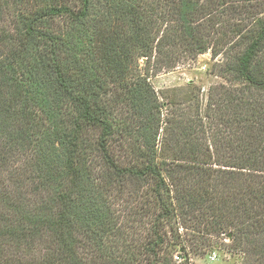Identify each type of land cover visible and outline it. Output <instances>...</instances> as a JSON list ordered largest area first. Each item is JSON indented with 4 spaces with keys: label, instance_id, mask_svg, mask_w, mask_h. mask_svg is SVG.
Here are the masks:
<instances>
[{
    "label": "trees",
    "instance_id": "1",
    "mask_svg": "<svg viewBox=\"0 0 264 264\" xmlns=\"http://www.w3.org/2000/svg\"><path fill=\"white\" fill-rule=\"evenodd\" d=\"M209 51L206 93L153 85ZM220 239L264 259V0H0V264Z\"/></svg>",
    "mask_w": 264,
    "mask_h": 264
},
{
    "label": "rangeland",
    "instance_id": "2",
    "mask_svg": "<svg viewBox=\"0 0 264 264\" xmlns=\"http://www.w3.org/2000/svg\"><path fill=\"white\" fill-rule=\"evenodd\" d=\"M217 60L212 58L211 52H207L198 56L194 61L181 63L177 68L171 71H162L153 76L151 81L155 88L159 91H165L168 88H180L193 80L203 88V92H207L212 83L218 82L220 78H216L213 66ZM214 67V69H213ZM225 243V244H224ZM219 246L213 247L204 257H195L192 264H264V259H258L254 254L244 253L241 251H229L230 239H220ZM216 252L217 258L212 261L210 256Z\"/></svg>",
    "mask_w": 264,
    "mask_h": 264
},
{
    "label": "built area",
    "instance_id": "3",
    "mask_svg": "<svg viewBox=\"0 0 264 264\" xmlns=\"http://www.w3.org/2000/svg\"><path fill=\"white\" fill-rule=\"evenodd\" d=\"M216 258H217V254H216V252H213V253L211 254V256H210V259H211L212 261H214V260H216ZM176 259H177L179 262L182 261V259L179 258L178 256H176Z\"/></svg>",
    "mask_w": 264,
    "mask_h": 264
}]
</instances>
